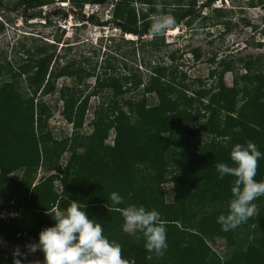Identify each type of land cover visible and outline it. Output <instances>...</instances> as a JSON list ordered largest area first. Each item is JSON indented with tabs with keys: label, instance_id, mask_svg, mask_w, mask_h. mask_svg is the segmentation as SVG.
Masks as SVG:
<instances>
[{
	"label": "trees",
	"instance_id": "trees-1",
	"mask_svg": "<svg viewBox=\"0 0 264 264\" xmlns=\"http://www.w3.org/2000/svg\"><path fill=\"white\" fill-rule=\"evenodd\" d=\"M216 1L204 0L198 9L197 0L68 3L74 16L86 4L111 6L105 24L135 35L143 53L148 45L156 48L159 37L163 39L166 30L155 37L151 33L161 12L175 19L168 29L182 23L192 29L199 21H207L228 30L226 13L232 10L213 8ZM249 1L251 7L264 9V0ZM54 2L15 0L12 10L30 17L27 12ZM4 7L0 0V10ZM202 8H210V14L202 16ZM77 20L80 26L100 23L94 15ZM148 33L151 39L143 40ZM18 47L22 56L15 49L13 61L0 60V189L8 191L0 211L14 213L0 219V239L27 255L22 263L30 264L29 246L37 243L41 230L53 225L47 213L78 201L86 206L89 218L102 224L103 234L120 244L126 264H264V196L254 201L257 212L247 222L222 231L217 217L227 211L234 178L220 179L215 169L221 162L234 166L229 153L237 143L251 141L264 154V64L260 58L248 57L244 73L234 72L230 87L225 86L224 76L234 68L232 62L221 59L217 68L209 70L208 78L215 81L208 88L201 80L191 88L186 75L171 64L150 66L142 59L147 75L126 65L127 72L120 74L113 65L119 48L105 51L110 56L97 71L96 64L91 66L82 56L79 61L68 56L73 44L62 47V54L56 53L55 43L26 48L21 41ZM174 53L169 55L171 60ZM192 53L199 57L196 50ZM90 78H94L92 84L87 82ZM60 79L68 80L67 84L59 86ZM55 94L62 104L60 119L73 134L60 131L55 137L48 126L58 107L45 98ZM92 97L99 101L89 122L90 132L78 134ZM110 137L111 145L106 144ZM39 170L45 175L35 183ZM17 171L22 172L21 179L9 180ZM255 179L264 180V158L258 161ZM167 185L172 187L170 202ZM113 191L124 198V204L112 205L109 194ZM128 204L160 213L166 225L163 255L147 251L141 233L126 231L120 209ZM215 239L226 245L220 256L207 243ZM3 254L0 249V264L19 259L14 252L7 258Z\"/></svg>",
	"mask_w": 264,
	"mask_h": 264
},
{
	"label": "rangeland",
	"instance_id": "rangeland-1",
	"mask_svg": "<svg viewBox=\"0 0 264 264\" xmlns=\"http://www.w3.org/2000/svg\"><path fill=\"white\" fill-rule=\"evenodd\" d=\"M14 2L15 0H3L5 7L0 10V26H3V31L0 32V60L2 61L5 60L4 58L8 61H13L15 49H20L18 46L21 41L26 48H31L34 44L55 43L57 45V54L59 52L62 54L63 48L68 44H73L74 49L68 56L76 58L77 61L82 56L89 61L91 66L96 64V70L98 71L97 68H99L100 64L102 65V61L107 56H110L104 50L108 49L113 52L115 48H119L115 54L116 59L113 61V65L120 74L127 72L124 67L126 65L135 73L140 72L143 75H147L148 68L141 63L142 59L150 66L155 64H171L179 72L186 75L185 82L187 85L192 84L191 88H194V84H198L199 81L196 80H201L208 88L215 81V79L208 78L209 70L215 68L221 59L227 63L229 61L232 62V67L234 68L232 72L226 73L224 76L223 82L228 87L232 85L234 72H238L239 74L244 73L243 64L248 57L260 58L261 63L264 64V9L257 6L251 7L249 0H221L212 6L213 8L225 6L232 10L228 13L225 12L227 15L226 20L230 22L228 30L223 25L212 26L210 25L212 23L207 21H199L192 29H188L182 23L178 25L177 31L169 33L165 31L162 35L163 39L161 40V37H159L156 40L157 47L151 48L148 45L143 53L138 49L140 42L136 41L138 39L135 35L124 36L113 25H102V22L109 19L110 13H106V11H110L111 6L86 5L81 13L75 16L72 14L70 17L69 13H71V10L74 12V9L69 11L68 5L65 7L66 9L63 14L58 15L56 9L61 5L60 1L55 0L54 4L27 12L26 16L30 17H25L21 11L12 10ZM65 2L67 3V0ZM203 2L204 0H197L198 6L196 8L198 9ZM138 6H135L136 9H138ZM210 12V8H202L201 14L202 16H207ZM34 13L37 14L35 17L31 15ZM91 14H94L98 18L100 22L99 26L85 23L81 27H76V24L79 22L77 19L80 16L87 18ZM111 32L115 34L114 41H109V39L105 41V38L99 39V36H104L103 34L110 35ZM25 33L27 34L26 37L23 36ZM151 37L152 35L148 33L143 37V40L149 41ZM130 38L137 44L124 43ZM132 48L136 49L135 55H132ZM21 50L17 51L20 52ZM195 50L199 56L198 58L192 53ZM173 52H175L174 59L171 60L169 55ZM22 55L21 51L18 56ZM210 60L214 61L210 62ZM178 78H181L180 75H178ZM93 81L94 78H90L87 82L88 84H92ZM67 82L68 80L66 79H60L58 84L60 86L63 83L67 84ZM45 100H49L52 105L58 107L54 116L48 121V126L53 131L54 136L59 137L60 131L73 134L72 128L70 129V126L65 125L60 119L58 111L62 109V104L58 102L57 95L46 97ZM98 101L97 98L92 97L90 99L87 118L78 134L90 132L88 128L89 122L93 109L98 105ZM106 144H112V137L106 141ZM61 163L64 164V160H61ZM44 175L43 171L39 170L35 177V183ZM21 177L22 172L17 171L9 176V180L16 182ZM56 186H58L57 183ZM165 189L168 193L167 201L170 202L172 187L171 185H167ZM7 194L6 187L0 189V206L6 203ZM125 229L129 233L134 232L127 230L126 227ZM207 243L219 256L226 251L225 242L221 239H215L213 243L207 240ZM0 247L5 252L3 254L4 258L11 256L16 248L6 247L3 243H0ZM29 255L31 257L30 264H43L42 252L41 254L37 253V255L29 252Z\"/></svg>",
	"mask_w": 264,
	"mask_h": 264
},
{
	"label": "clouds",
	"instance_id": "clouds-1",
	"mask_svg": "<svg viewBox=\"0 0 264 264\" xmlns=\"http://www.w3.org/2000/svg\"><path fill=\"white\" fill-rule=\"evenodd\" d=\"M65 1H60L61 6L56 9L57 14L58 9L62 12L60 14H63L68 5V9H70L68 0L67 3ZM218 1L221 0H217L213 5ZM223 7L225 6L219 8ZM106 13H110V11H106ZM69 15L71 17L72 13ZM110 16L105 22H109ZM105 22H102V25L110 26ZM174 24L175 19L172 16L161 12L151 25V33L155 37L165 30L168 33L177 31L178 26L168 29ZM80 25L82 23L79 21L76 27H81ZM114 28L116 27L114 26ZM113 32L110 35L103 34L104 36H99V39L105 38V41L107 39L110 41L115 37ZM24 35L27 36L26 33ZM131 39L129 40L133 41ZM229 156L234 166L223 162L215 164L220 179L226 175L234 178L230 188L231 199L228 202L227 211L217 217V222L224 232L234 230L242 223L247 222L257 212V205L254 201L264 196V180L257 181L255 179L258 161L264 158V154L253 142L248 141L245 144H235L231 148ZM109 199L113 206L125 203L124 198L115 191L109 194ZM69 202L66 208H58L54 213H47L54 223L38 233L37 243L30 245L28 251L32 253L37 250L41 251L43 264H126L122 257L120 244L109 240L103 234L102 224L94 218H89L85 211L86 206L78 201ZM120 211L127 230L139 232L144 237L145 249L157 255H163L167 249L166 225L161 219L160 213L155 209L147 210L143 205L135 204H128ZM14 257H19V259H14L13 264H22V260L26 259L25 254L18 248L14 251Z\"/></svg>",
	"mask_w": 264,
	"mask_h": 264
},
{
	"label": "built area",
	"instance_id": "built-area-1",
	"mask_svg": "<svg viewBox=\"0 0 264 264\" xmlns=\"http://www.w3.org/2000/svg\"><path fill=\"white\" fill-rule=\"evenodd\" d=\"M14 216V213H9L7 211H0V219L5 220L8 217H12ZM0 243L6 245V247H9V244L7 242H5L3 239H0Z\"/></svg>",
	"mask_w": 264,
	"mask_h": 264
}]
</instances>
